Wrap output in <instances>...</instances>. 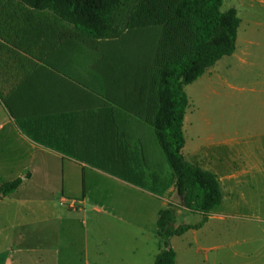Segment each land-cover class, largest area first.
I'll use <instances>...</instances> for the list:
<instances>
[{"label": "crops", "instance_id": "0c3cea01", "mask_svg": "<svg viewBox=\"0 0 264 264\" xmlns=\"http://www.w3.org/2000/svg\"><path fill=\"white\" fill-rule=\"evenodd\" d=\"M252 44L260 42L249 36L241 39L236 32L235 49L225 55L230 60L214 90L215 134L194 149L186 150L184 139L181 149L190 163L211 171L220 186L221 200L208 212L206 221L212 217L221 220L248 216L255 222H264V67L259 64L256 70L247 68L254 61L248 59ZM114 46L118 45L99 42L47 9H34L20 0H0V184L21 179L16 190L0 198V224L18 228L14 235L3 234L8 246L0 247V264H14V260L9 262L12 253L19 257L42 245L27 243L32 236L27 229L38 222L47 227L50 219L41 211L39 217H31L29 199L17 193L29 186L44 188L35 176L49 175L44 170L48 159L55 161L52 175L55 171L61 174L55 179H60L65 189H70L74 177L86 170L136 190L144 189L139 182L142 177L160 183V175L143 164L142 145L146 144L141 134L143 123H150L137 120L125 105L127 77L120 71L125 67V47ZM114 57L118 64L113 62ZM235 80L240 86L233 85ZM47 142L51 145L46 146ZM86 158H100L106 167L115 170L90 164ZM172 186L171 180L167 189L162 188L159 198L163 201L155 211L156 218L159 210L168 206L175 213L186 209L179 201L170 202ZM59 199L67 211L85 203V197H71L68 204L65 196ZM11 204L15 219L2 210ZM105 205L103 202L101 208L93 207L99 215L109 216L102 210ZM60 211L62 214L53 220V264H74L75 238L81 237L82 249L87 250L88 233L83 229L86 220L64 209ZM104 218L107 217L101 220ZM124 222H131L127 211ZM103 224L111 225L110 221ZM77 225L82 226L83 234ZM159 246L160 243L154 256ZM104 256L108 257V253Z\"/></svg>", "mask_w": 264, "mask_h": 264}, {"label": "rangeland", "instance_id": "374dc122", "mask_svg": "<svg viewBox=\"0 0 264 264\" xmlns=\"http://www.w3.org/2000/svg\"><path fill=\"white\" fill-rule=\"evenodd\" d=\"M228 8H234L241 20L237 29L238 37L245 39L249 36L253 41L260 42L259 45L252 44L249 47L248 59L254 61L247 68L249 71L256 70L259 64L264 67V0H222L220 10L225 11ZM108 45L110 44H107V47ZM123 55L125 59H130L126 49ZM229 60V56L222 57L197 79L184 86L188 98L182 126L186 150L210 141L207 137L215 134L214 90L218 76L225 74V64ZM233 85L240 86L237 80L233 81ZM233 91L237 93L236 88H233ZM141 136L150 150L149 164H143L147 170L158 173L161 178L160 183L156 184L142 177L139 181L144 188L142 190L118 186L108 176L89 170L78 173L70 189H65L60 179H55L56 176L61 177V174L55 171L52 175V170H56L55 161L48 159L44 170H47L49 175L35 176L36 181L45 189L37 190L29 186L21 188L17 193L25 194L24 198L29 199L28 205L33 210L31 217H39L41 211L50 219L47 227L44 222H38L31 223L27 229L29 234H32L27 238V243L43 246L35 251L23 252L18 258L12 253L9 262L14 260V264H53V220L62 214L60 209H64L79 220H86L83 229L88 233L87 250L84 252L82 249L83 239L75 238L74 264H153L154 253L158 244H161L155 233V211L163 201L159 198L163 195L162 188L165 190L170 186L171 177L170 169L153 138L152 129L144 125ZM49 144L47 142L45 145ZM86 159L90 164L105 166L100 158ZM104 168L115 170L106 166ZM125 176L138 181L136 177ZM62 195L66 198V204L70 203L71 197H85V203L76 204L77 210L67 211L59 199ZM103 202L106 205L102 210L109 212V216L99 215L93 207L101 208ZM3 208L2 210L11 214L10 219H15L11 213L15 209L14 204L10 207L4 205ZM126 211L127 220L131 222H124ZM173 216V225L178 226L184 223H198L202 214L183 209L181 213L173 212ZM103 217L107 218L102 221ZM2 218L4 219V216ZM108 221L111 225L103 224ZM77 226L81 227L79 233H82V226ZM17 230L18 228L10 229L6 224H0V247L6 244L8 246V240L3 238V234L14 235ZM169 246L176 253L175 264H264V222H255L248 216H228L221 220L212 217L198 228L188 229L181 235L170 237ZM105 252L109 258L104 256Z\"/></svg>", "mask_w": 264, "mask_h": 264}, {"label": "trees", "instance_id": "16d2710c", "mask_svg": "<svg viewBox=\"0 0 264 264\" xmlns=\"http://www.w3.org/2000/svg\"><path fill=\"white\" fill-rule=\"evenodd\" d=\"M20 1L34 9L51 11L99 42L124 45L130 59H125L120 71L127 77L125 105L129 114L150 123L143 124L152 129L170 169V202L179 201L189 211L202 214L198 223L174 226L172 208L159 210L156 234L161 244L153 264H175L169 238L200 227L222 196L215 175L190 163L181 152L188 105L184 86L234 51L240 22L236 10L221 11L222 0ZM113 62L117 63L115 57ZM144 142L143 161L148 165L150 150ZM20 183L19 177L1 183L0 198Z\"/></svg>", "mask_w": 264, "mask_h": 264}]
</instances>
